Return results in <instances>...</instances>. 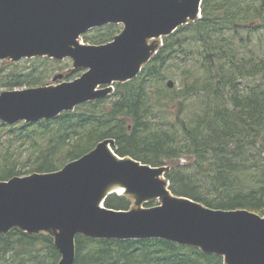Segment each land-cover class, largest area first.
Masks as SVG:
<instances>
[{
    "label": "trees",
    "instance_id": "16d2710c",
    "mask_svg": "<svg viewBox=\"0 0 264 264\" xmlns=\"http://www.w3.org/2000/svg\"><path fill=\"white\" fill-rule=\"evenodd\" d=\"M258 2L203 0L202 16L164 36L140 74L115 83L113 94L53 119L0 121V181L59 170L113 138L118 154L167 165L172 193L215 209L264 215V43L258 48L251 33L260 28L251 21L264 19V2ZM121 29L110 23L82 37L87 43H106ZM27 61L28 67L14 62L0 86L43 85L49 68L59 62L46 56ZM176 68L184 72L180 87L165 86ZM28 143L33 149L24 148ZM105 205L130 209L132 200L113 193ZM60 259L49 233H0V264H58ZM74 264L226 263L221 255L168 239L78 235Z\"/></svg>",
    "mask_w": 264,
    "mask_h": 264
},
{
    "label": "water",
    "instance_id": "95a60500",
    "mask_svg": "<svg viewBox=\"0 0 264 264\" xmlns=\"http://www.w3.org/2000/svg\"><path fill=\"white\" fill-rule=\"evenodd\" d=\"M203 0H0V60L71 58L85 72L69 81L0 93V120L7 124L52 119L104 98L152 59L151 39L171 35L202 15ZM123 24L103 44L80 41L90 29ZM170 88L175 82H167ZM115 139L61 169L0 181V233L19 229L53 235L58 264H74L76 238H162L221 255L226 264H264V215L249 209H215L172 193L167 165H152L114 149ZM116 189L150 207L105 205Z\"/></svg>",
    "mask_w": 264,
    "mask_h": 264
},
{
    "label": "rangeland",
    "instance_id": "374dc122",
    "mask_svg": "<svg viewBox=\"0 0 264 264\" xmlns=\"http://www.w3.org/2000/svg\"><path fill=\"white\" fill-rule=\"evenodd\" d=\"M260 4H262L264 2V0H258ZM251 25L252 26H259L260 28H255L251 31L252 34V38H253V41H254V44L258 45L257 47H261V44L264 43V19L261 17V16H258L257 18H254L252 21H251ZM122 29H123V26H122ZM121 29V30H122ZM92 30V29H91ZM90 30V31H91ZM89 32V31H88ZM97 31H94L92 32V35H94ZM250 32V29H246L244 31V34L247 36V34ZM80 41L81 42H84V43H87L85 41V39L82 37L80 38ZM164 42L163 38L162 37H159V38H154V39H151L150 40V43L155 45L156 47H158L159 45H162ZM28 59H32V58H24L20 61H23V65L24 66H27L30 63V61H27ZM59 62L57 63H54L50 68H49V72H50V77L47 78V81L45 84L43 85H48V84H54L56 83L54 80H53V77L56 75V74H59V73H63L65 75L64 79L58 81V82H61V81H69V80H73L79 76H81L85 70L84 69H77L74 67V61L73 59L71 58H66L64 60H57ZM14 63L13 60L11 59H5V60H0V82L2 81V78L4 77V73H6L7 71H9V69H11L10 67L12 66V64ZM48 64H45L43 66H46ZM69 73H75L74 76H73V79H69L68 78V74ZM184 72H183V69H175L171 75H169L167 77V79L165 80L164 84L165 86H167V82L168 80L172 79L175 81V85L176 87H180V80L182 79V76H183ZM26 87H29V86H20V87H16L18 89H22V88H26ZM114 87L115 84H114ZM8 89H13L11 87H7V86H0V92L1 91H4V90H8ZM176 113V111L174 112V114ZM1 121V120H0ZM2 122V121H1ZM3 123V122H2ZM32 147V145L30 143H28L24 148H29V147ZM33 149V147H32ZM23 167V166H22ZM29 167L25 166L23 169L24 171L28 170ZM131 200H132V205H131V208H140V207H149L147 205V203H144V204H137L136 203V199L131 197ZM156 203H160V200H157ZM157 205V204H156Z\"/></svg>",
    "mask_w": 264,
    "mask_h": 264
},
{
    "label": "bare ground",
    "instance_id": "6f19581e",
    "mask_svg": "<svg viewBox=\"0 0 264 264\" xmlns=\"http://www.w3.org/2000/svg\"><path fill=\"white\" fill-rule=\"evenodd\" d=\"M114 191H115L114 193H118L120 195H124V189H116Z\"/></svg>",
    "mask_w": 264,
    "mask_h": 264
}]
</instances>
